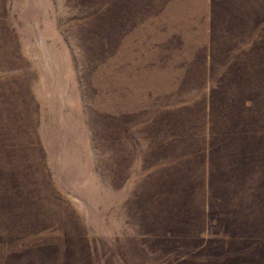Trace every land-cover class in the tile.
I'll return each instance as SVG.
<instances>
[{
    "label": "rangeland",
    "instance_id": "obj_1",
    "mask_svg": "<svg viewBox=\"0 0 264 264\" xmlns=\"http://www.w3.org/2000/svg\"><path fill=\"white\" fill-rule=\"evenodd\" d=\"M0 264H264V0H0Z\"/></svg>",
    "mask_w": 264,
    "mask_h": 264
}]
</instances>
